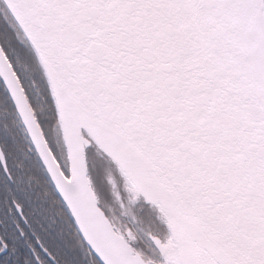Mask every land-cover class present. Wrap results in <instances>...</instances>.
<instances>
[{"label":"snow or ice","instance_id":"1","mask_svg":"<svg viewBox=\"0 0 264 264\" xmlns=\"http://www.w3.org/2000/svg\"><path fill=\"white\" fill-rule=\"evenodd\" d=\"M0 264H264V0H0Z\"/></svg>","mask_w":264,"mask_h":264}]
</instances>
